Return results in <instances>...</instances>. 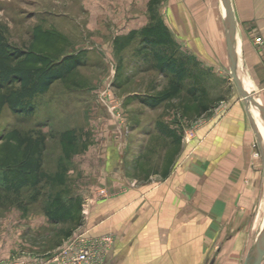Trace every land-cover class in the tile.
Listing matches in <instances>:
<instances>
[{"label": "crops", "instance_id": "0c3cea01", "mask_svg": "<svg viewBox=\"0 0 264 264\" xmlns=\"http://www.w3.org/2000/svg\"><path fill=\"white\" fill-rule=\"evenodd\" d=\"M218 2L211 13H206L207 1L202 2L203 8H197L202 16L193 17L187 5L198 6L200 0H164L160 14L182 43L227 56L224 11ZM230 3L238 69L248 93L264 110V0ZM207 20L213 22L210 32ZM251 120L263 136L262 118L243 101L206 118L191 137L189 167L173 171L180 151L164 177L160 170L149 172L150 167L139 174L132 163L136 156L127 162L126 173L124 148L105 143L91 155L94 150L88 147L84 175L89 192L81 197L80 225L54 223L44 213L34 217V255L23 256L16 248L6 264H44L78 232L112 239L102 264H243L264 222V165ZM157 150L159 155L160 146ZM154 155L149 156L151 166Z\"/></svg>", "mask_w": 264, "mask_h": 264}, {"label": "rangeland", "instance_id": "374dc122", "mask_svg": "<svg viewBox=\"0 0 264 264\" xmlns=\"http://www.w3.org/2000/svg\"><path fill=\"white\" fill-rule=\"evenodd\" d=\"M206 1V13H211L217 5L219 7L218 0H200L198 6L187 5V12L193 17L202 16V10L200 13L197 8H203L200 4ZM163 2L155 8L156 16L162 22ZM148 3L149 0H0V33L9 44L24 49L29 46L36 26L52 28L69 41L64 53L84 51L86 62L78 67L72 78L79 87L67 88L62 82L54 83L46 94L36 99L35 116L15 115L7 107L0 114V136L11 130L33 134L34 131L42 132L46 138L43 171L53 175L62 165L65 170L64 185L43 186L35 203L30 199L34 194L30 189L23 190L17 198L2 193L0 264L11 260L16 248L23 256L34 255V217L43 213L53 193L63 190L64 197L77 194L80 198L88 194L89 180L84 175V159L89 155V148L94 150L91 155L105 143L124 148L121 156L127 173V162L140 154L146 145L156 146L158 152L161 142L158 140L153 145V138L149 137L150 132H155L156 123L168 125L182 135V150L173 168V171H179L180 167H189L191 137L206 118L220 115L234 101L242 102L230 77L225 52L196 51L197 46L192 48L172 34L178 49L201 77L205 90L214 100V108L197 120L180 118L175 107L177 102L153 110L140 103L139 98L154 96L166 87L167 81L157 72L139 65L132 53L138 42L118 55L114 51L113 40L149 23ZM212 23L206 21L209 32ZM213 48H217L216 45ZM238 74L248 91L242 68ZM68 129L77 131L78 144H85V150L66 160L59 145V134ZM157 155L153 156L154 163ZM137 183L132 182L134 186Z\"/></svg>", "mask_w": 264, "mask_h": 264}, {"label": "trees", "instance_id": "16d2710c", "mask_svg": "<svg viewBox=\"0 0 264 264\" xmlns=\"http://www.w3.org/2000/svg\"><path fill=\"white\" fill-rule=\"evenodd\" d=\"M162 1L149 0V23L125 36L115 37L114 51L119 55L138 42L132 53L139 65L157 72L167 81L166 87L154 96L139 98L142 105L153 110L177 102L175 107L180 118L198 119L214 108V100L209 97L194 65L178 49L170 30L157 18L155 8ZM67 47L66 36L52 28L36 26L29 46L24 49L9 44L0 33V114L7 107L15 115L35 116L36 99L46 94L54 83L62 82L67 88L79 87L72 78L78 67L85 65V52L65 54ZM155 128L156 135L150 134V139L161 142V162L150 165L149 156L158 152L148 144L132 163L139 174L147 173L150 167L149 172L160 170L164 177L181 151L182 135L168 125L156 123ZM45 139L40 131L33 134L11 130L0 136V198L2 193L17 198L23 190L30 189L34 191L30 199L35 203L43 186L64 185V165L53 175L43 171ZM78 140L75 129L59 134V145L66 160L85 150V144L79 145ZM43 213L54 223L70 222L78 226L81 198L77 195L64 197L60 190L53 193Z\"/></svg>", "mask_w": 264, "mask_h": 264}, {"label": "water", "instance_id": "95a60500", "mask_svg": "<svg viewBox=\"0 0 264 264\" xmlns=\"http://www.w3.org/2000/svg\"><path fill=\"white\" fill-rule=\"evenodd\" d=\"M221 4H222L223 11H224L225 38H226V45H227V58H228L230 77L246 109L249 110L250 106H253L255 110L258 112L259 116L262 118L263 125H264L263 108L244 88V85L242 84V81L238 74L239 72L238 56L234 49L235 22H234L230 0H221ZM251 122L254 126V129L256 130L258 143H259V150H260V154L262 156L263 165H264V143L262 141L259 131L256 128L254 121L251 120ZM263 258H264V225L261 231L256 236L254 243L250 251L248 252L243 264H262Z\"/></svg>", "mask_w": 264, "mask_h": 264}, {"label": "built area", "instance_id": "2783aa9c", "mask_svg": "<svg viewBox=\"0 0 264 264\" xmlns=\"http://www.w3.org/2000/svg\"><path fill=\"white\" fill-rule=\"evenodd\" d=\"M260 42L256 39V43ZM82 214H87L85 207ZM111 245L110 237H89L85 232H78L68 238L44 264H102Z\"/></svg>", "mask_w": 264, "mask_h": 264}, {"label": "bare ground", "instance_id": "6f19581e", "mask_svg": "<svg viewBox=\"0 0 264 264\" xmlns=\"http://www.w3.org/2000/svg\"><path fill=\"white\" fill-rule=\"evenodd\" d=\"M255 123V122H254ZM256 124V123H255ZM257 125V124H256ZM262 129H263V136L261 135V138H262V141H263V143H264V126L262 127ZM259 133H260V131H259ZM263 225H264V222H263ZM263 225H262V227H263ZM262 227H261V229H262ZM261 231V230H260ZM259 231V232H260Z\"/></svg>", "mask_w": 264, "mask_h": 264}]
</instances>
